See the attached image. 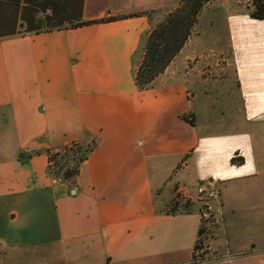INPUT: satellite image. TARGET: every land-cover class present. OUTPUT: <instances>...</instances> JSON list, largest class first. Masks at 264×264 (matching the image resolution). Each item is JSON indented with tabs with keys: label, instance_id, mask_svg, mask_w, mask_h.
<instances>
[{
	"label": "crops",
	"instance_id": "0c3cea01",
	"mask_svg": "<svg viewBox=\"0 0 264 264\" xmlns=\"http://www.w3.org/2000/svg\"><path fill=\"white\" fill-rule=\"evenodd\" d=\"M176 1L0 0V264H264V21L227 15L240 102L225 120L207 101L227 65L192 37L136 85L144 37ZM71 143L93 149L74 183H52L47 152ZM190 181L221 187L211 213L262 229L256 246L218 235L222 258L194 261ZM176 192L191 210H169Z\"/></svg>",
	"mask_w": 264,
	"mask_h": 264
},
{
	"label": "rangeland",
	"instance_id": "374dc122",
	"mask_svg": "<svg viewBox=\"0 0 264 264\" xmlns=\"http://www.w3.org/2000/svg\"><path fill=\"white\" fill-rule=\"evenodd\" d=\"M178 2L179 0L176 1V5L172 9H170V11L166 10L159 14V16L161 17V21L164 20V18L171 11L175 10ZM252 7H253L252 0H213L209 2L201 11L198 22L195 25L193 29V34L191 36L192 37L191 46L193 45L196 46L198 55H202L203 56L202 58H204V56H206L207 53H210V50H215L214 52L215 55L211 54L210 60L215 61L219 59L221 67L222 65L224 66L227 65L224 70L225 73L224 79L220 82L219 88L216 89V92H214L213 96L209 98L210 100L207 101L218 110L219 115L223 116L225 120L229 119V116L232 114V110L234 109V107L238 106L240 102L237 81L233 75L232 72L233 67L231 66L230 46L232 44V41H231V34L229 30L230 28H229L227 15L229 13L247 14L248 16L252 17L250 14V10L252 9ZM260 21H264V20H260ZM216 33H218V35H216L217 38L215 39V36L213 35ZM219 50H220V54L218 53ZM139 58L140 56L137 59L138 62L140 60ZM191 62H194V60ZM187 65L188 66L191 65V63ZM201 68L203 69L202 71L205 73V76L212 75L211 73L214 72V70L212 71V67H207L202 63H201ZM161 75H164V73H162ZM198 87L199 84H196L194 86V91L199 93L197 89ZM193 108L194 110H196V108L203 109L204 108L203 102L200 101L199 98H195L193 100ZM196 183H197L196 181H190L188 183V187L193 188V191L195 193H197ZM181 191L185 193L186 190L182 189ZM177 195L179 196L180 199L182 198L189 199L193 203L192 206L194 205V202L191 200V198L182 195L181 192H176L175 194H173L172 198ZM200 197H198V200H196L197 202L196 201L195 202L197 203V205L200 206L201 213L203 214L201 225L203 226L204 233L202 234L203 247L202 249L197 251V255L202 254L203 255L202 257H204V261L216 260L222 258L217 254L218 247L216 245L217 244L216 238L218 237V235H220L219 236L220 248L225 247L226 244H234L236 247H239L244 245L246 241L250 242L249 245L251 247L256 246L257 244L256 240L250 238L251 236H254V234L262 233V229H258V228L251 229L246 226H242L241 223H239L234 218L229 219L221 227L220 217H218L217 213L215 212L211 213L210 211L211 209L210 207L211 206L213 207V202L218 200L219 198L212 201H206L205 199H201ZM192 206L190 207L192 208ZM205 207L208 208L207 214L204 212ZM173 208H174V204H171L170 201L169 210H173ZM177 210H182V209L180 207ZM219 223H220V231H221L220 234H219ZM200 257L201 256H198V258Z\"/></svg>",
	"mask_w": 264,
	"mask_h": 264
},
{
	"label": "trees",
	"instance_id": "16d2710c",
	"mask_svg": "<svg viewBox=\"0 0 264 264\" xmlns=\"http://www.w3.org/2000/svg\"><path fill=\"white\" fill-rule=\"evenodd\" d=\"M211 1L213 0H179L175 10L171 11L164 20L145 35L144 43L138 53L140 60L136 62L134 72L135 82L139 89H148L154 86L156 79L164 73L168 65L192 36L201 11ZM252 2L251 16L258 20H264V0H252ZM136 14L138 13L121 14L100 20L84 21L72 26L115 20ZM185 118L188 119V117ZM92 149V145L85 146L80 143H71L49 149L47 153L49 154V161L52 162V172L49 165L48 174L74 183L80 173L82 163L88 158ZM237 154L231 158L232 164H241L243 162V159L238 157ZM171 204H174V208L171 211H176L180 207L182 210L177 211H189L193 203L189 199H180L177 195L171 199ZM203 233L204 229L201 225L198 231V239L194 246V260L198 256H203L202 254L197 255V251L203 247Z\"/></svg>",
	"mask_w": 264,
	"mask_h": 264
},
{
	"label": "built area",
	"instance_id": "2783aa9c",
	"mask_svg": "<svg viewBox=\"0 0 264 264\" xmlns=\"http://www.w3.org/2000/svg\"><path fill=\"white\" fill-rule=\"evenodd\" d=\"M52 162L49 161L50 165V171L52 172V167H51ZM59 179L56 177H53L52 183L58 182ZM197 195L200 197H203L206 201H212L215 199H218L222 195V189L221 187H218L214 185L212 182L209 181H203L197 186ZM196 262H202L204 261V257H200Z\"/></svg>",
	"mask_w": 264,
	"mask_h": 264
},
{
	"label": "water",
	"instance_id": "95a60500",
	"mask_svg": "<svg viewBox=\"0 0 264 264\" xmlns=\"http://www.w3.org/2000/svg\"><path fill=\"white\" fill-rule=\"evenodd\" d=\"M204 211H205V212H208V208H207V207H205Z\"/></svg>",
	"mask_w": 264,
	"mask_h": 264
}]
</instances>
